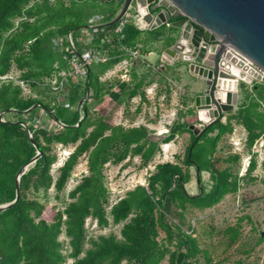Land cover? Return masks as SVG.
Wrapping results in <instances>:
<instances>
[{
	"label": "trees",
	"instance_id": "16d2710c",
	"mask_svg": "<svg viewBox=\"0 0 264 264\" xmlns=\"http://www.w3.org/2000/svg\"><path fill=\"white\" fill-rule=\"evenodd\" d=\"M124 1L0 0V77L18 74L16 79L0 81V206L16 200L18 172L38 150L41 152L19 180L20 200L0 213V264H65L68 257L74 264H161L166 260L168 264H219L195 237L188 215L194 209H212L226 196L238 194L242 184L256 182L251 178L257 168V154L252 149L262 141L264 150V82L254 81L251 88L241 83L238 106L228 113L226 122L206 126L199 134L192 129L200 123L195 110L180 113L161 142L167 144L188 133L182 163H157L145 185H137L112 204L107 165L139 156L147 167L160 150L147 126L113 122L125 94L126 102L136 96L144 100L143 79L132 73V86L101 82L117 63L113 59L90 67L83 84L69 87L60 96L44 84L58 72L56 65L64 68L61 55L51 51V44L63 39L67 55L83 54L90 48L88 33L99 42L116 28L117 24L95 26L112 21ZM152 11L157 13L159 8ZM184 17L172 16L162 25L174 26ZM124 33L127 44L141 40L146 45L143 31L134 24ZM157 33L156 28L151 30L153 40L159 39ZM69 34L75 50L66 40ZM20 83L29 90L28 95ZM106 97L111 101L109 107L92 112V107L101 105ZM47 118L53 123L52 129L41 125ZM234 124L247 132L244 147L249 163L243 177H239L238 166L241 154L223 155L222 143L234 133ZM56 145L74 148L60 167L58 178L52 172L59 158ZM84 156L88 171L63 201L64 207L51 204V191L60 200ZM262 166L264 170V162ZM191 167L198 187L199 182L202 185V194L200 187L196 195L186 188L192 179ZM205 174L209 175V188L204 185ZM90 218L101 228L121 225L120 236L90 239L86 228ZM239 227L232 230V242L240 235ZM160 232L165 234L162 239ZM62 235L69 239L68 253L64 252Z\"/></svg>",
	"mask_w": 264,
	"mask_h": 264
},
{
	"label": "rangeland",
	"instance_id": "374dc122",
	"mask_svg": "<svg viewBox=\"0 0 264 264\" xmlns=\"http://www.w3.org/2000/svg\"><path fill=\"white\" fill-rule=\"evenodd\" d=\"M131 11L129 10L127 14L130 15ZM156 29L159 39L167 38L176 42L181 34V29L171 24L161 25ZM143 36L148 41L153 40V37L147 31L143 32ZM159 47V45H156L155 48ZM155 54L158 55V52L155 51ZM156 55L148 57L150 63L156 62ZM143 63L145 62L143 61ZM185 63L181 61L176 66L169 64L165 72L176 73V68L181 66L182 76H185L186 74L182 72V70L188 72V65ZM183 64L185 65L182 66ZM124 65L113 67V74L107 72L101 77V82L111 83L115 87L117 83L125 81L126 83H131L130 86H132V73H135L136 77L150 75L149 68H147L148 65L142 68L132 67V70L129 67H124ZM17 75H9L7 77L16 79ZM174 77L171 81L162 78L165 81L156 86L153 91L150 90L149 93H147L148 90L146 91V88H143L144 100H140L141 98L136 96L126 102V94L123 96V103L114 115L113 122L125 126H147L152 134V139L160 143V150L157 151L147 167L142 165V159L139 156L129 158L121 164L107 165L106 174L112 204H115L118 200L125 197L126 193L133 190L137 185H145L149 173L154 170V166L157 163L167 161H179L182 163L184 159L185 151L190 140L188 133L177 136L172 142L167 144L161 141L168 136L170 127L180 118L179 114L187 111L185 102L187 95H191V101L194 102L198 96L197 90L202 92L203 83L193 77L185 78L186 84H183V81L179 77ZM253 83L248 87L251 88ZM23 89L25 94L28 95L30 93L26 87ZM188 90L190 91L187 94L186 91ZM168 91H171V93ZM110 103V99L106 97L101 105L98 104L92 107V112H98L101 107H109L108 105ZM226 115L223 119L224 123L227 120ZM41 125L50 127L51 129L53 128V123L48 118L44 119ZM204 127L205 124L200 122L195 124L192 129L199 134ZM234 127V133L227 135L222 143L224 147L223 155L227 157V155L241 153V161L238 165L239 175H241L244 169L247 168L249 162V154L244 147L247 132L241 126L234 124ZM261 142L258 141L252 149L257 154V168L252 173L251 178L255 179L256 182L249 183L247 181V183L242 184L241 191L238 194L226 196L219 205L212 209L204 211L194 209L188 215L190 224L195 230V237L199 239L202 248L208 251L212 259L219 262V264H264V170L262 167L264 150L260 147ZM73 149L72 146L63 147L62 145H56L54 147V151L59 156L52 169L55 178L59 177L60 167ZM222 166H225V164L222 163ZM190 170L192 179L186 188L190 194L196 195L198 194L199 187L195 177V170L193 167ZM87 171V157L84 156L75 167L72 178L68 182L65 191L60 194V200H56V193L52 190L50 193V203L58 205L60 208L64 207L63 201L67 200L68 194L77 186L82 175ZM208 177L209 175L205 174L204 185L206 188L210 186ZM39 197L42 199V195ZM237 225L240 226V235L232 242V230L237 229ZM86 228L88 237L90 239H96L101 235L115 234L120 236L122 226L111 224L108 228H101L96 220L90 218L87 220ZM186 229L188 230V227ZM261 235L263 236L262 239H260ZM163 237H165V234L160 232L159 239ZM61 240L64 242V252L68 253V237L62 235ZM65 264H74V261L68 257ZM161 264H168V262L166 260Z\"/></svg>",
	"mask_w": 264,
	"mask_h": 264
},
{
	"label": "water",
	"instance_id": "95a60500",
	"mask_svg": "<svg viewBox=\"0 0 264 264\" xmlns=\"http://www.w3.org/2000/svg\"><path fill=\"white\" fill-rule=\"evenodd\" d=\"M169 1L186 16L173 23L174 26L181 29L180 37L172 47L173 53H175L173 57L180 62H186L188 73L195 75V79L203 83L204 89L201 95L195 99L199 121L203 122L205 127L220 121L223 122L225 114L237 108L240 91L224 92L218 99L216 93L219 79L232 80L235 77H240L246 80L248 84L253 81L264 82V72L255 74L253 71H249L250 74H246L231 62L225 64L219 62L222 55L227 58L231 57L229 53H226L225 48L227 45H233L252 58L264 70V0ZM141 2L143 0H125L120 13L112 21L95 27L104 28L116 25L130 9H137ZM172 16L177 17L179 13L176 12L170 15L169 12L166 14L159 12L157 23L153 24L152 27L159 25L161 22H167ZM150 17V14H148L147 19ZM91 27L89 26L87 29ZM216 36L223 39V43L219 47L212 44ZM184 41L189 42L192 52H187ZM231 60H234V57ZM86 98L87 96L79 102V108H82ZM203 117L206 118L205 121ZM29 137L31 138V134H29ZM40 157L41 152L38 150L35 157L20 169L16 179L17 198L11 204L0 206V213L20 200L19 180ZM199 174L200 170L197 168L198 177ZM199 187L202 194L203 190L200 182Z\"/></svg>",
	"mask_w": 264,
	"mask_h": 264
},
{
	"label": "built area",
	"instance_id": "2783aa9c",
	"mask_svg": "<svg viewBox=\"0 0 264 264\" xmlns=\"http://www.w3.org/2000/svg\"><path fill=\"white\" fill-rule=\"evenodd\" d=\"M146 2L147 0H143V5H139V7L137 9H134L133 12L130 13V15L126 13L124 17L117 23L116 28L111 33H109L103 40V45H105V47L107 46L106 48L94 46V37L92 36L87 38L86 40V43L91 46L88 50L83 52V54L81 55L74 54L72 56H69L67 55L68 47L66 46L64 40H55L51 44V50L54 53H59L62 56L65 67L61 68L60 70V67L56 65L55 68L56 70H58V72L51 76L50 79L46 80L44 85L49 88L50 92L54 95L60 96L66 93L69 87L80 86L85 82L90 67L103 64L108 60L112 59L113 57L123 55L127 56L130 62H126V60H124L123 63L125 65H128V63L130 65L131 60L140 59V46L138 44H127L125 42L124 30L130 24H134L140 30L143 27L145 29L149 27L147 16L148 14H150V16L153 18L154 13L149 10L148 4ZM152 4H156V7L159 8V11L165 14L169 12L170 15H172L178 12L179 15L185 16L169 0H153ZM66 40L68 41L69 46L73 50H75L72 34H69L66 37ZM222 43L223 39L219 36H216L215 41L213 42L214 46L219 47ZM184 44L186 46L185 48L187 52H192V47H190L189 42L187 43L186 41H184ZM116 45H118V48H115ZM111 48L118 50L115 56L111 54ZM225 49L226 53H229L231 57L227 58L225 55H222L219 60L220 64L231 62L232 64L238 66L240 70L245 72L246 74H250L249 71H253L255 74L264 72L263 68L260 67L252 58L242 53L239 49H236L233 45H227ZM233 57L235 61L231 60V58ZM144 62L146 63V66L148 65L150 66V68H152V70L158 72L163 70V67H165L166 64L169 62V58L163 56L156 65H152L147 61ZM7 79L10 78L0 77V81H5ZM219 80L220 81L217 85L216 93V97L218 99L222 96L224 92H239L240 84L246 83V80L241 79L240 77H235L232 80ZM20 85L24 88L22 83H20ZM260 147H263L262 142L260 143Z\"/></svg>",
	"mask_w": 264,
	"mask_h": 264
},
{
	"label": "crops",
	"instance_id": "0c3cea01",
	"mask_svg": "<svg viewBox=\"0 0 264 264\" xmlns=\"http://www.w3.org/2000/svg\"><path fill=\"white\" fill-rule=\"evenodd\" d=\"M147 4H148V7H149V10L150 11H152V9L153 8H156V4L154 5V4H152V1L150 2V1H148L147 0V2H146ZM130 10H132L131 12H133V10L134 9H130ZM153 12V11H152ZM160 12V11H159ZM159 12H157V13H154V17L152 18V17H150V18H148V25H149V27L148 28H141V30L144 32H149L150 34H151V30L153 29V28H158L159 26H161L163 23H165V22H161L159 25H157V26H155V27H152L153 26V24H156L157 23V17H158V13ZM148 29V30H147ZM149 29H150V31H149ZM107 36V35H106ZM151 36H152V34H151ZM89 37H92V35H89V33H88V35H87V37H86V40H87V38H89ZM141 37L143 38L144 36H143V33L141 34ZM144 38H146V37H144ZM104 40V39H103ZM103 40L102 41H99V42H96L95 40H94V46H100V47H103V48H106L105 47V45H103ZM175 41H172L171 39H167V38H161V39H158V40H150V41H148L147 40V43H146V45H145V43H143V42H141V40H138V41H136L135 43H133V44H130V45H135V44H138L139 46H140V48H139V52L141 53V58H140V60L139 59H135V60H131V64L129 65V63H128V65H124V67H126V68H131V70H132V67L134 66V67H136V68H142V67H146V64L145 63H143V61H147L148 63H150L149 62V56H151V55H156L155 54V51L156 52H158V55H156L157 56V59H156V62L155 63H151L152 65H156L158 62H159V60L163 57V56H166V57H168L169 58V62L166 64L167 66H165V67H163V71H162V73H157L155 70H152V68H150V67H147V68H149V71H150V75H148V76H145V77H140L139 76V79L140 78H142L143 79V84H144V88H146V91L148 90V92L147 93H149L150 92V90L151 91H153L154 90V88H156V86H158L159 84H161V82H163V81H165V80H162V77H165L166 79H168V80H170L171 81V79L173 78V76H175L174 78H176V77H179L182 81H183V84L185 83L186 84V80H185V78L187 79V78H193L195 75H192V74H189L188 72H185V71H183L182 70V72H184L186 75V77L185 76H182V73H181V70H180V67H178V68H176V73L174 72V73H171V72H165V70H167V67H168V65L170 64V65H178V62H180L179 60H177V59H175L174 57H173V55L175 54V53H173V46L175 45ZM156 45H159L160 47L159 48H155L156 47ZM91 47V46H90ZM115 48H118V45H116V47ZM88 50V49H87ZM52 51V50H51ZM53 52V51H52ZM111 54H113V56H115V54L118 52V50H116V49H114V48H111ZM54 53V52H53ZM55 54H59V53H55ZM62 57V56H61ZM63 59V58H62ZM113 59H116V60H118L117 61V63H115L111 68H110V70L108 71V73L110 72L111 74H113V67H115V66H117V65H123L124 63V60H126V62H130V60H128V57L127 56H125V55H123V56H117V57H113L112 59H110V60H113ZM110 60H108V61H110ZM106 63V62H105ZM64 67H65V65H64ZM131 75V74H130ZM163 75V76H162ZM132 77V76H131ZM101 80V79H100ZM121 82H125V81H121ZM131 82H132V80H131ZM186 86V85H185ZM203 89L204 88H202V91H203ZM191 90V89H190ZM190 90H188V91H186V93L188 94L189 93V91ZM197 92H198V96L199 95H201V93L202 92H199V90H197ZM141 100V99H140ZM185 102H186V109H190V108H192V109H194L195 110V112L197 113V109H196V107H195V101L193 102V101H191V95L190 96H188L187 95V97H186V99H185ZM227 116H228V114L226 115V119H227ZM242 127V126H241ZM243 130H245L244 128H243ZM247 134V133H246ZM245 140H246V138H245ZM241 154V153H240ZM249 163V162H248ZM263 165V164H262ZM247 166H248V164H247ZM263 167V166H262ZM245 170L246 169H244V171H243V173L241 174V175H239V177H243V174H244V172H245ZM251 177H252V175H251Z\"/></svg>",
	"mask_w": 264,
	"mask_h": 264
},
{
	"label": "bare ground",
	"instance_id": "6f19581e",
	"mask_svg": "<svg viewBox=\"0 0 264 264\" xmlns=\"http://www.w3.org/2000/svg\"><path fill=\"white\" fill-rule=\"evenodd\" d=\"M141 5H143V2H141ZM214 42V41H213ZM213 42H212V44H213ZM245 73V72H244ZM241 74H243V72H241ZM226 99H227V96H226ZM203 119H204V121L206 120V118L205 117H203Z\"/></svg>",
	"mask_w": 264,
	"mask_h": 264
}]
</instances>
